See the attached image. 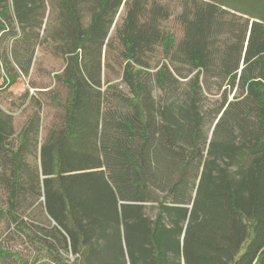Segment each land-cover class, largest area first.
I'll list each match as a JSON object with an SVG mask.
<instances>
[{
  "label": "trees",
  "instance_id": "obj_1",
  "mask_svg": "<svg viewBox=\"0 0 264 264\" xmlns=\"http://www.w3.org/2000/svg\"><path fill=\"white\" fill-rule=\"evenodd\" d=\"M170 16L157 0H0V90L43 43L68 91L42 141L40 102L15 144L0 106V238L26 237L27 264H264V0L183 2L178 41ZM114 44L127 92L103 74Z\"/></svg>",
  "mask_w": 264,
  "mask_h": 264
},
{
  "label": "rangeland",
  "instance_id": "obj_2",
  "mask_svg": "<svg viewBox=\"0 0 264 264\" xmlns=\"http://www.w3.org/2000/svg\"><path fill=\"white\" fill-rule=\"evenodd\" d=\"M157 1L169 5L171 16L168 20L162 23V26L165 31H168V33H170L176 39V41H178L179 38H181L182 30L178 23L179 21L177 20V15L180 13L181 4H183V2H189L191 0ZM217 1L229 2V0ZM46 8L49 21L50 19H52L49 1L47 2ZM225 9H227V11L222 14V17L226 21H232L234 25L238 26V28H241L246 15H242V18H239V12H235V14H233L232 9L227 7ZM123 13L124 8L122 7L120 8L115 18V21L117 22L116 24L121 21ZM113 34L114 25L111 29V35ZM226 36L228 35L226 34ZM118 51V47L114 44V50L109 52L107 59L105 60L107 66L103 69V74H105L112 82L115 83L120 82L123 65L122 60L118 55ZM161 59L162 53L158 48L154 55L152 65L159 62ZM62 68V59L60 57L52 55L49 49L45 47L43 43L39 44L35 50V55L28 74L18 76L14 84L0 90V106L6 112L11 113V115L13 116L15 135L12 137V141L14 144L16 142L17 136L19 135L22 125L33 109L32 105L36 101L41 103V128L39 130L40 141H42L45 137L47 128L51 126V124L59 123L63 112V108L60 104H63L68 96L67 88L56 78V76L62 71ZM0 74H5V70L2 65L0 66ZM119 84L120 87L127 92L126 87L121 82ZM209 97L210 99H215L217 96L212 95ZM208 99H206L205 101L208 102ZM145 210L146 213L150 216H153L156 211L154 205H147ZM1 227H3V230L2 236L0 238V246L13 252L16 256V259H0V264H27L26 261H31L35 255V252L34 247L29 242V240L22 234H18L12 227L5 228V225H2ZM68 258L70 259L68 263L74 264V256L68 254ZM41 259L42 256H40L37 260V264H51Z\"/></svg>",
  "mask_w": 264,
  "mask_h": 264
}]
</instances>
